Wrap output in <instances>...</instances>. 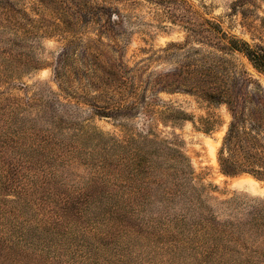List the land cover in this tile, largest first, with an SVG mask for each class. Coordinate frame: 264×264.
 I'll list each match as a JSON object with an SVG mask.
<instances>
[{"label": "rangeland", "instance_id": "374dc122", "mask_svg": "<svg viewBox=\"0 0 264 264\" xmlns=\"http://www.w3.org/2000/svg\"><path fill=\"white\" fill-rule=\"evenodd\" d=\"M236 1L0 0V264H264V181L218 160L264 128Z\"/></svg>", "mask_w": 264, "mask_h": 264}, {"label": "trees", "instance_id": "16d2710c", "mask_svg": "<svg viewBox=\"0 0 264 264\" xmlns=\"http://www.w3.org/2000/svg\"><path fill=\"white\" fill-rule=\"evenodd\" d=\"M244 1L237 0L236 3ZM226 47L229 51L243 53L253 68L264 74V46L251 48L242 41L232 39ZM249 120L253 123L247 127L244 114L232 113V121L223 138L218 160L221 171L226 175L249 174L264 181V144L260 140L264 136V128L255 123L254 117Z\"/></svg>", "mask_w": 264, "mask_h": 264}, {"label": "bare ground", "instance_id": "6f19581e", "mask_svg": "<svg viewBox=\"0 0 264 264\" xmlns=\"http://www.w3.org/2000/svg\"><path fill=\"white\" fill-rule=\"evenodd\" d=\"M249 181H251V182H254V180L253 179H251V178H247ZM260 192L261 193H264V189H262V190H260Z\"/></svg>", "mask_w": 264, "mask_h": 264}]
</instances>
